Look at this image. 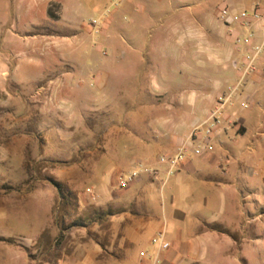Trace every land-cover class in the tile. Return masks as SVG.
Instances as JSON below:
<instances>
[{"label":"rangeland","instance_id":"obj_1","mask_svg":"<svg viewBox=\"0 0 264 264\" xmlns=\"http://www.w3.org/2000/svg\"><path fill=\"white\" fill-rule=\"evenodd\" d=\"M255 1L0 0V238L27 243L35 239L40 225L51 216L42 202L30 200L26 206L22 203L26 195L13 191H27L39 181L53 179L79 204L77 194L53 174L75 164L88 173L89 158L105 150L111 128L122 127L131 112L128 109L148 101L153 77L170 99L196 87L186 79L193 75L185 70L184 58L163 59L159 56L162 51H156L153 44L167 40L172 45H192L206 39V44L222 43L219 36L231 37L233 30L242 39L248 30L237 25L226 28L219 19L220 10L230 5L250 11ZM174 10L180 11L172 14ZM157 12L152 21L146 17ZM232 43L240 65L247 47ZM215 51H206L209 62L200 73L210 79L221 73L232 75L228 87H234L240 73L224 62L223 50ZM218 51L221 57L216 67L209 54L217 55ZM168 52L179 57L184 50ZM162 73L167 77L166 84L159 79ZM243 82L225 107L229 119H222L219 126L225 131L218 134L216 130L211 144L214 148L220 143L235 145L236 155H247L250 168L259 174L264 172V96L252 100L245 94ZM205 86L208 89L209 83ZM227 90L225 87L224 96ZM105 94L114 108L112 113L102 108L107 102ZM93 105H97V113L90 112ZM228 120L236 125L231 126ZM238 126L244 127V132H238ZM202 139L195 140V147L201 146ZM89 185L86 181L81 190ZM252 187V199L259 202V206L254 202L252 214L263 229L264 185L257 182ZM77 209L70 212L65 225L76 219ZM21 216L27 219L26 225H20ZM48 233L50 238L44 244L38 246L36 241L29 246L32 264H53L61 256L60 242H56L60 234L54 238L51 229ZM6 248L7 244L0 242V264L10 262Z\"/></svg>","mask_w":264,"mask_h":264},{"label":"crops","instance_id":"obj_2","mask_svg":"<svg viewBox=\"0 0 264 264\" xmlns=\"http://www.w3.org/2000/svg\"><path fill=\"white\" fill-rule=\"evenodd\" d=\"M259 1L252 2V9ZM155 14L158 12L146 17L152 21ZM184 25L185 29L189 28L188 24ZM263 36L264 25L259 24L255 42ZM219 37L222 43L206 44L208 40L203 35L206 40L191 42L192 45L189 42L172 45L167 40L153 44L156 51H162L159 56L163 59L184 58L185 70L193 75L186 79L196 87L170 99L169 93L153 77V91L148 101L128 109L131 112L122 127L111 128L105 150L100 156L89 158L88 173L80 171V166L75 164L53 174L77 194L75 218L84 220V226L63 232L59 241L61 256L53 264H154L155 259L158 264H264V228L257 225L259 219L252 214L254 202L259 206L252 199V186L257 182L264 185V172L258 174L250 168L247 155L237 156L235 145L220 143L214 148L211 144L210 150L189 154L169 178L165 177V166L159 163L161 156L174 155L183 145L189 149L195 146L198 138L191 144V132L205 121L217 98L224 95L223 90L234 79L225 73L211 79L200 73L209 62L207 50H223L224 62L236 71L238 61L230 45L234 37ZM175 48L184 50L180 58L168 52ZM211 55L213 65L219 67V51ZM263 62L264 54L257 63V71L243 80L244 92L252 100L264 96ZM16 71L17 66L13 73ZM159 79L166 84L165 73ZM206 83H209L208 89ZM104 98L107 102L102 108L112 113L114 108L109 105L108 95ZM98 111L97 105L90 108L91 113ZM228 117L224 113L223 119ZM228 124L236 125L230 121ZM237 128L238 132H244V127ZM222 131L225 129H219L218 134ZM140 166L158 169L160 175L157 178L141 175L128 189H119L118 175ZM86 181L91 185L82 191ZM13 192L26 195L22 202L26 206L30 200L42 202L51 215L40 225L35 239L25 243L12 238L15 244L0 241L7 244L8 264H32L25 248L34 244L45 230L51 229L54 238L60 234L53 220L58 191L51 183L39 181L30 190ZM27 222L21 216L20 225ZM160 233L161 242L156 240ZM162 242L168 244L166 249L161 247Z\"/></svg>","mask_w":264,"mask_h":264},{"label":"built area","instance_id":"obj_3","mask_svg":"<svg viewBox=\"0 0 264 264\" xmlns=\"http://www.w3.org/2000/svg\"><path fill=\"white\" fill-rule=\"evenodd\" d=\"M219 19L226 28H230L232 25H237L242 29L246 28L248 30L247 36L242 39L238 32L234 30L231 31L235 45L243 43L247 47L246 57L243 58L240 65L239 63L235 65V70L240 73V80L234 87H228V94L226 96L221 95L217 98L214 107L209 111L205 121L201 125L194 127L191 132L189 137L190 143L192 144L196 138L202 139L203 137V145L198 147L194 146L192 149H189V146L187 145H183L174 155L161 156L159 158V163L165 166L164 173L166 178L171 177L176 172L177 168L186 159L188 154L193 153L198 155L205 150L211 149V137L214 132L219 129L224 117L226 105L238 91L244 78L257 71V63L261 60V57L264 54V36L261 40L255 42L257 39L258 25H264V0L255 5L250 11L244 9L237 10L230 5H224L220 10ZM262 65L264 68V62ZM242 106L243 108H246L247 104L243 103ZM141 175H146L150 178H157L160 175V171L158 169L140 166L131 170L126 176L122 175L118 177V188L121 190L128 189ZM162 239V233L158 234L156 240L161 242ZM161 247L166 249L168 244L162 242ZM154 264H158L156 259Z\"/></svg>","mask_w":264,"mask_h":264},{"label":"trees","instance_id":"obj_4","mask_svg":"<svg viewBox=\"0 0 264 264\" xmlns=\"http://www.w3.org/2000/svg\"><path fill=\"white\" fill-rule=\"evenodd\" d=\"M49 13L52 17L54 15L51 14V10L49 9ZM49 182L57 189L59 194V200L56 206V214L54 215V222L55 225L60 229V236L57 238L56 242H59L60 239L63 236V232L66 230H69L72 227H79L84 226V220L83 219H75L74 221L70 222L69 225H65V220L69 218L70 212L77 208V198L69 192L64 186H62L59 182L50 179ZM71 209V210H68ZM60 213H63L62 215ZM61 215V216H60ZM60 216V217H59ZM50 235L48 233V230H45L40 237L37 240V245L40 246L44 244V241L49 240ZM0 241H5L9 244H15V241L12 239H5L0 238ZM25 250L28 253V256L30 260L32 259L29 253V248H25Z\"/></svg>","mask_w":264,"mask_h":264}]
</instances>
